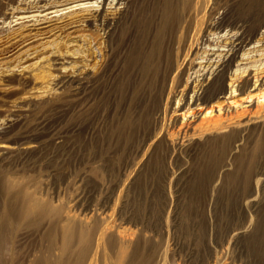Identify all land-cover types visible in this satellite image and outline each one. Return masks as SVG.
Segmentation results:
<instances>
[{
	"label": "rangeland",
	"instance_id": "obj_1",
	"mask_svg": "<svg viewBox=\"0 0 264 264\" xmlns=\"http://www.w3.org/2000/svg\"><path fill=\"white\" fill-rule=\"evenodd\" d=\"M224 1L235 21L236 5ZM55 2L0 0V231L7 240L0 264H32L40 255L57 264L60 236L95 223L86 264H264V110L258 99L231 108L237 121L231 128L239 134L227 152L215 147L226 129L189 127L159 150L156 135L127 141L132 132L120 108H131L136 126L144 116L155 119L156 109L148 114L147 108L157 87L142 85L133 95L143 74L137 60L132 85H115L114 112L107 108L105 115V10L115 4ZM53 9L61 10L48 13ZM253 47L240 53L232 72L264 70V23L245 48ZM253 84L254 78L248 92H256ZM14 206L19 216L8 215ZM68 254L65 261L76 264L75 252Z\"/></svg>",
	"mask_w": 264,
	"mask_h": 264
},
{
	"label": "bare ground",
	"instance_id": "obj_2",
	"mask_svg": "<svg viewBox=\"0 0 264 264\" xmlns=\"http://www.w3.org/2000/svg\"><path fill=\"white\" fill-rule=\"evenodd\" d=\"M54 1L56 4L53 6H58L64 0ZM71 1L78 5L76 2L80 0ZM148 1L104 0L105 3L115 4L113 11L105 10V115L108 114L107 108L112 110V114L114 112L115 85H120L122 90L125 86L132 85L134 63L140 60L143 74L138 73L139 86H132V92L135 95L137 90L143 91L142 85H150L147 88L157 87L152 97L153 106H149L147 111L148 114L151 113L150 107H154L158 116L155 119L144 116L145 121L140 120L139 126H136L128 115L131 108L124 110L118 104V115L124 127L132 132L125 139L134 143L136 137H140L139 133L148 139L156 135L155 150H159L169 142L174 145V133L185 132L189 127L200 131L226 129L221 133L222 141L219 139L215 147L224 152L229 151L232 139L239 134V129L231 128V124L237 123L236 120L233 121L231 108L245 101L258 99L259 107L264 110V70L231 71L240 53L249 54L255 50V47H245L258 35L261 24L264 23L261 16L264 0H232L236 5L235 21L226 14L229 4L225 1L221 3V0H152V7H148ZM100 6L102 8H96L93 12L97 20L103 15V5ZM64 8L67 7L61 9ZM61 9H53L48 13ZM20 15L18 18L31 16ZM223 30L224 33L220 35ZM262 39L263 37H259L258 41ZM140 49L145 50L144 56H139ZM204 69H207L208 74L203 73L201 78L199 74L192 77L193 73ZM252 78L255 86L253 89L256 90L254 93L247 90ZM24 82L27 81L22 83ZM110 86L113 88L108 89ZM228 88L230 92H227ZM118 99L121 102V93ZM130 104L132 106L131 102ZM197 118L200 120L194 125L192 121ZM108 119L105 118V134L110 125ZM176 124L180 126L174 130ZM105 162L106 167L109 159H105ZM7 210L9 216L15 212L19 216V208L14 206ZM97 231L95 223L84 230L73 229L70 233L61 235V255L57 264H69L65 260L72 251L77 257L76 264H84L91 255ZM49 234L46 233V236ZM101 234L103 233L98 235ZM99 239L102 240V236ZM74 246L77 248L73 249ZM6 248L5 231L1 229L0 263L4 258L2 251ZM40 256L32 264H47L48 260Z\"/></svg>",
	"mask_w": 264,
	"mask_h": 264
}]
</instances>
